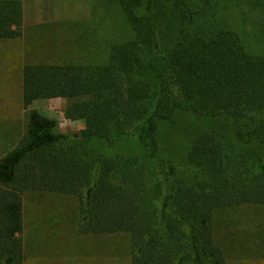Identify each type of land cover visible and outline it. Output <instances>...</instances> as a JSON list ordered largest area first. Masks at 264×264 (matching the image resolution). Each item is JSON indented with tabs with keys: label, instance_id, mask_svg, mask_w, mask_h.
Returning <instances> with one entry per match:
<instances>
[{
	"label": "trees",
	"instance_id": "1",
	"mask_svg": "<svg viewBox=\"0 0 264 264\" xmlns=\"http://www.w3.org/2000/svg\"><path fill=\"white\" fill-rule=\"evenodd\" d=\"M106 2L127 33L104 60L90 28L82 60L22 66L23 105L62 97L83 127L31 109L0 157V264H24L27 192L77 199V231L122 235L128 264H227L219 214L264 206V0ZM23 15L0 0V39Z\"/></svg>",
	"mask_w": 264,
	"mask_h": 264
},
{
	"label": "rangeland",
	"instance_id": "2",
	"mask_svg": "<svg viewBox=\"0 0 264 264\" xmlns=\"http://www.w3.org/2000/svg\"><path fill=\"white\" fill-rule=\"evenodd\" d=\"M20 1L22 35L0 39V157L24 133L31 109L53 118L56 130L69 137L77 138L83 127L81 120L65 117L67 100L62 97L23 105L21 69L27 61L82 60L76 38L90 28L101 42L96 59L102 61L107 55L103 46L127 33L123 19L106 0ZM77 202L51 193L23 195L24 264H128L127 240L122 235L77 231ZM220 218L216 236L224 245L226 263L264 264V206L242 205L220 213Z\"/></svg>",
	"mask_w": 264,
	"mask_h": 264
}]
</instances>
